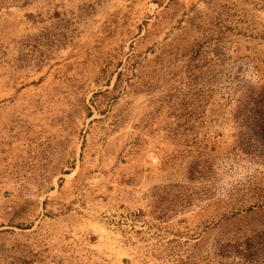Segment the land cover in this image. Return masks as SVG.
<instances>
[{"label": "rangeland", "instance_id": "1", "mask_svg": "<svg viewBox=\"0 0 264 264\" xmlns=\"http://www.w3.org/2000/svg\"><path fill=\"white\" fill-rule=\"evenodd\" d=\"M152 84L232 103L190 150L188 201L125 253L38 218L41 166L120 148L133 124L116 105ZM0 264H264V0H0Z\"/></svg>", "mask_w": 264, "mask_h": 264}, {"label": "crops", "instance_id": "2", "mask_svg": "<svg viewBox=\"0 0 264 264\" xmlns=\"http://www.w3.org/2000/svg\"><path fill=\"white\" fill-rule=\"evenodd\" d=\"M211 87L215 90V84ZM171 91L169 84H152L149 98L143 93L118 101V122L133 125H128L117 150L111 152L106 145L75 147L69 154V168L61 162L52 167L44 163L39 176L53 170V178L28 183L37 186V196L32 190L30 194L38 218L48 216L46 223L75 228L81 244L89 248L124 253L137 250L138 241L151 234L153 226L165 224L174 212L173 204L189 199L184 164L189 162L190 150L198 152L206 124L213 126L208 132L215 136L227 121L224 109L226 114L229 111L230 126L233 114L231 100L224 107L220 92L217 96L214 92L212 100L205 98L206 92L175 100ZM93 134L100 137L98 131ZM46 185L49 190L39 189ZM183 211L180 205L178 212Z\"/></svg>", "mask_w": 264, "mask_h": 264}, {"label": "clouds", "instance_id": "3", "mask_svg": "<svg viewBox=\"0 0 264 264\" xmlns=\"http://www.w3.org/2000/svg\"><path fill=\"white\" fill-rule=\"evenodd\" d=\"M250 69L254 70V71H258L254 64L250 65ZM249 79L251 80L252 77H249ZM253 83H254V81H253ZM253 172H245L242 174H238L235 178L231 179L230 181L229 180L222 181L221 185L217 187V189H218L217 195L221 198L226 199L228 197V194L231 191V189L237 184H241V183L246 182L247 179L249 178V176Z\"/></svg>", "mask_w": 264, "mask_h": 264}]
</instances>
